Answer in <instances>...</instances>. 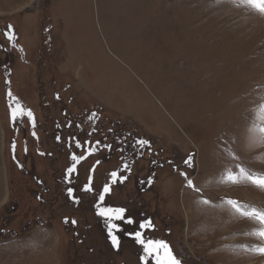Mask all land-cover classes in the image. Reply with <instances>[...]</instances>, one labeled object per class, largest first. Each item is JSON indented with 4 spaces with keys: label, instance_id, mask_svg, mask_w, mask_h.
I'll return each mask as SVG.
<instances>
[{
    "label": "rangeland",
    "instance_id": "1",
    "mask_svg": "<svg viewBox=\"0 0 264 264\" xmlns=\"http://www.w3.org/2000/svg\"><path fill=\"white\" fill-rule=\"evenodd\" d=\"M262 109L264 15L243 0H0V264H155L137 231L189 264H264L262 226L226 204L264 209L227 180L264 175Z\"/></svg>",
    "mask_w": 264,
    "mask_h": 264
},
{
    "label": "snow or ice",
    "instance_id": "2",
    "mask_svg": "<svg viewBox=\"0 0 264 264\" xmlns=\"http://www.w3.org/2000/svg\"><path fill=\"white\" fill-rule=\"evenodd\" d=\"M243 3L246 4L247 6L251 7L255 11H257L259 14L264 15V0H243ZM11 95V93H9ZM23 109L22 108H17L16 110L13 111V119L15 120L17 117L18 113H22ZM29 118H32V113L28 111L27 113ZM96 114H93L95 116ZM260 118L264 119V109L261 110L260 112ZM259 132L261 135H264V126L259 128ZM35 135V133H33ZM139 145L141 147H144L145 145H148V141L146 140H139L138 141ZM77 147H80L78 144ZM43 155V153H42ZM232 155L233 159H239V157L235 156V154L230 153ZM83 157L73 155L72 159L73 161H76L77 163L82 159ZM190 162V159H189ZM125 169L128 168L127 165L124 166ZM239 168V176L233 174L230 170L227 172V180L230 183L236 184L240 183L241 179L244 181L250 182L254 186L264 190V175H258L252 173L249 169L245 167H241L237 165ZM76 171V166L73 164L71 168L68 169V174L69 176ZM111 178H112V183H117L118 181L120 183L123 182L124 179H127V176L121 177L117 172H112L111 173ZM187 184L190 188H192L194 191H200V189L196 188L193 185V182L188 179ZM84 191L86 192H93V188L90 187L89 185H85ZM111 191V188L109 185H105L103 188V192L99 195V201L103 203L105 199V194L109 193ZM69 195L72 196V190H69ZM75 199V198H74ZM78 203V200L76 201ZM204 205H209L215 207L216 205H212L211 202L207 199H203L201 201ZM227 206H229L235 214H237L240 217L252 219L254 221H257L262 227L258 231L250 232V235H254L261 240H264V209H257L254 206H249V205H242L240 202L235 201V200H227L226 201ZM98 207V215L100 216H111L112 214H116L117 219L123 218V213L124 209H112V208H100L99 205ZM129 224L134 223L132 220L127 221ZM65 223H68V220L65 219ZM72 224H75L76 221L73 220L71 221ZM139 227L141 229L145 228H151V222L148 221L145 224H140ZM109 234L111 235V227L109 230ZM130 235H132L130 233ZM112 244L115 248H119V240L116 236H112ZM135 240L140 243L144 247V251L149 255L155 257V264H182L181 259H179L171 250V248L167 245L166 242L162 241H152L148 240L145 242L144 239L141 237V233L139 231L135 232L134 234ZM161 250H163L164 254V259L161 260L160 255H161ZM254 252L264 255V246L257 247L253 249ZM144 259V258H142ZM145 264H148L147 260H145Z\"/></svg>",
    "mask_w": 264,
    "mask_h": 264
},
{
    "label": "trees",
    "instance_id": "3",
    "mask_svg": "<svg viewBox=\"0 0 264 264\" xmlns=\"http://www.w3.org/2000/svg\"><path fill=\"white\" fill-rule=\"evenodd\" d=\"M90 128V127H89ZM101 137H103V144L104 145H106V144H108V143H110V144H118V142H116V138H112L111 140H110V137L107 135V132H105V133H103V135H100ZM120 138H122L121 139V141H123V139H127V137H126V134H121V136H119ZM152 181V180H151ZM137 183V182H136ZM137 185H138V183H137ZM138 188H139V186H138ZM148 188H149V190H148V192L150 193V192H153L154 190H152L151 189V186H148ZM153 214L152 215H150L148 218L149 219H152L153 217V222H152V226H153V224H154V219H155V215L157 214L156 212H152ZM178 256V255H177ZM179 258V257H178ZM182 262H185V261H183V260H181ZM186 264H189L188 262H185Z\"/></svg>",
    "mask_w": 264,
    "mask_h": 264
},
{
    "label": "built area",
    "instance_id": "4",
    "mask_svg": "<svg viewBox=\"0 0 264 264\" xmlns=\"http://www.w3.org/2000/svg\"><path fill=\"white\" fill-rule=\"evenodd\" d=\"M177 255H178L179 259H181V260H183V261H185V262L188 261L187 258H186L184 255H181V254H179V253H177Z\"/></svg>",
    "mask_w": 264,
    "mask_h": 264
},
{
    "label": "bare ground",
    "instance_id": "5",
    "mask_svg": "<svg viewBox=\"0 0 264 264\" xmlns=\"http://www.w3.org/2000/svg\"><path fill=\"white\" fill-rule=\"evenodd\" d=\"M220 105H222V104H224V106H225V103H219ZM216 106V105H215ZM223 106V105H222ZM215 109H216V107H215Z\"/></svg>",
    "mask_w": 264,
    "mask_h": 264
},
{
    "label": "crops",
    "instance_id": "6",
    "mask_svg": "<svg viewBox=\"0 0 264 264\" xmlns=\"http://www.w3.org/2000/svg\"><path fill=\"white\" fill-rule=\"evenodd\" d=\"M187 212V211H186Z\"/></svg>",
    "mask_w": 264,
    "mask_h": 264
}]
</instances>
